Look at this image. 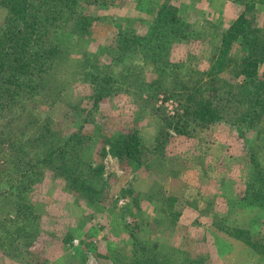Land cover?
I'll return each mask as SVG.
<instances>
[{"label": "rangeland", "instance_id": "obj_1", "mask_svg": "<svg viewBox=\"0 0 264 264\" xmlns=\"http://www.w3.org/2000/svg\"><path fill=\"white\" fill-rule=\"evenodd\" d=\"M162 4L175 6L187 24L184 37L168 49V58L178 65L172 71L177 78H200L196 72L209 68L213 48L244 8L264 35V0L241 5L231 0H81L76 17L89 22L83 36L64 21L35 23L42 30L41 41L61 48L65 58L50 70L58 96L51 94L49 106L39 98L28 104L60 138L86 122L89 138L67 162L74 159L73 170L93 180L95 191H80L48 166L40 176L38 171L22 176L16 156L0 143V264H129L138 248L132 247L131 232L139 250L164 262L264 264V210L237 204L254 164L264 176V119L241 137L225 123L197 127L189 136L167 128L166 142L156 147L158 116L184 113L171 79L139 98L125 75L141 70L153 80V66L137 52L115 63L108 59L120 34L127 33L122 36L127 49L126 39L143 36ZM4 19L0 7V24ZM231 52L238 58L242 47L234 44ZM98 66L110 72L105 74L108 93L99 99L95 80L103 76ZM219 76L230 84L241 80L236 65ZM114 131L139 138L138 161H121L111 152L107 138ZM15 194L28 202L24 215L14 213ZM30 212L32 219L25 220ZM27 230L34 243L21 253L13 246L22 238L16 240V235Z\"/></svg>", "mask_w": 264, "mask_h": 264}, {"label": "trees", "instance_id": "obj_2", "mask_svg": "<svg viewBox=\"0 0 264 264\" xmlns=\"http://www.w3.org/2000/svg\"><path fill=\"white\" fill-rule=\"evenodd\" d=\"M231 1L240 5L245 3V0ZM77 3H81V0H0V7L5 9V19L0 24V116L4 117L3 122H0V143H6L5 148L9 154L16 156L17 172L22 173V176L33 177L32 171H38L40 176L42 167L48 166L80 191L92 195L95 182L77 176L71 166L74 159L70 163L67 162V158L77 154L81 145L89 138L84 131L86 122L81 123L65 138H60L51 123L40 118L38 114L35 115L31 110L32 105L28 104L33 98H39L49 106L51 94L58 96V88H51L54 81L49 77L50 70L51 66L65 58L61 48L41 41V29L34 27V24L42 22L43 25L46 21L52 24L53 20H60L77 27L76 34L83 36L89 22L85 18L84 20L76 17ZM248 11V8H244L239 16L230 22L221 35L219 44L209 56V68L196 72L200 76L196 81L188 76L177 78L172 71L178 65L168 58L169 45L184 37L187 26L179 17L175 6L162 4L156 19L152 20L151 26L143 36L132 34V37L126 39L130 44L126 46L127 49L124 48L125 45L122 47V36L127 33H121L117 38L115 54L108 58L110 61L115 63L123 60L128 54L136 55L137 52L143 60L153 66L156 73L153 80H147L141 70H133L125 75L130 77L129 84L138 91L136 95L140 98V93L151 87L160 89L171 79V89L176 90L179 102L184 106V113L172 117L164 113H153L159 115L161 131L172 128L178 134L189 136L197 127L225 123L236 129L241 137L249 128L263 121L264 35L254 26ZM234 44L242 47L238 58L231 52ZM135 45L140 49L135 50ZM232 65H236L241 77L240 82L236 84H230L219 76L221 71ZM96 71L103 76H97V81L95 80L99 99L108 93L105 84H108L109 76L106 75L110 72L102 66H98ZM125 76L120 79L122 84L126 82ZM161 131L159 130V136L154 137L156 147H162L167 135L169 136L165 131L166 137L161 140ZM107 141L111 152L121 161L140 159L142 145L135 134L114 131ZM254 167L237 204L264 210V185L261 179L264 176H260L255 164ZM13 199L14 213L24 215L22 211L28 207V202L25 204L22 202L25 198L16 194ZM27 219H32L31 212L25 218ZM30 227L29 224L28 229ZM130 235L132 247L134 250L136 246L138 248L129 264H193L187 260L177 263L158 260L148 251L139 250L141 245L136 244L137 237L133 232ZM16 236V240L22 238L17 240L13 247L21 250V253L29 252L34 243L31 230H27L23 236Z\"/></svg>", "mask_w": 264, "mask_h": 264}]
</instances>
